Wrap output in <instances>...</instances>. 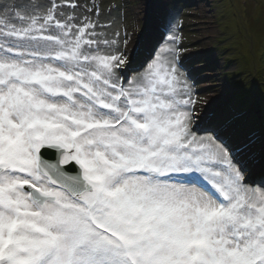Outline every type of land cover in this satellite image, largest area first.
<instances>
[{
  "label": "snow or ice",
  "instance_id": "obj_1",
  "mask_svg": "<svg viewBox=\"0 0 264 264\" xmlns=\"http://www.w3.org/2000/svg\"><path fill=\"white\" fill-rule=\"evenodd\" d=\"M152 7L0 0V264H264V84Z\"/></svg>",
  "mask_w": 264,
  "mask_h": 264
},
{
  "label": "rangeland",
  "instance_id": "obj_2",
  "mask_svg": "<svg viewBox=\"0 0 264 264\" xmlns=\"http://www.w3.org/2000/svg\"><path fill=\"white\" fill-rule=\"evenodd\" d=\"M226 1L231 8L229 15ZM98 2L102 3V14L106 16L107 6L115 0ZM135 3L137 0H130V5ZM147 3L153 5L149 10L152 45L159 47L165 43L166 33L159 27V21L163 14L171 13L182 25V46L188 49L185 63L204 65L206 62V68L214 71H207L205 75L219 72L245 85L254 77L257 85L264 84V4L260 0H147ZM124 25L135 42L139 27L133 24L131 10L128 18L118 20L114 28L120 27L123 31ZM205 84L215 86L216 81L206 80L201 88ZM200 95L207 94L201 91Z\"/></svg>",
  "mask_w": 264,
  "mask_h": 264
},
{
  "label": "bare ground",
  "instance_id": "obj_3",
  "mask_svg": "<svg viewBox=\"0 0 264 264\" xmlns=\"http://www.w3.org/2000/svg\"><path fill=\"white\" fill-rule=\"evenodd\" d=\"M225 7H226V13L229 15V13H230V7H229V5H228V1H226V5H225ZM232 28H234V29H236V27L233 25L232 26ZM233 30V29H232ZM203 87H209V86H207L206 84L203 86Z\"/></svg>",
  "mask_w": 264,
  "mask_h": 264
}]
</instances>
